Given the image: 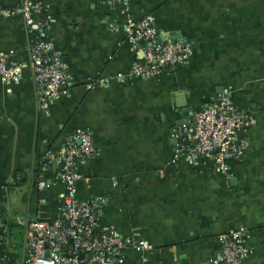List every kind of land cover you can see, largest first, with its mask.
<instances>
[{
	"label": "crops",
	"instance_id": "0c3cea01",
	"mask_svg": "<svg viewBox=\"0 0 264 264\" xmlns=\"http://www.w3.org/2000/svg\"><path fill=\"white\" fill-rule=\"evenodd\" d=\"M20 1L0 0V12ZM42 1L73 85L43 108L25 21L0 18V53L24 69L19 84L0 79V210L10 240L21 246L32 221L58 216L65 188L46 153L88 129L98 154L79 166L78 197L106 198L101 227L152 245L127 250L128 264H216L221 237L242 227L251 249L244 264H264V0ZM148 15L164 37L194 43L190 61L158 79L129 76L143 55L124 26ZM228 87L255 119L241 134L242 160L228 174L173 163L174 130ZM42 180L50 187L39 189Z\"/></svg>",
	"mask_w": 264,
	"mask_h": 264
},
{
	"label": "built area",
	"instance_id": "2783aa9c",
	"mask_svg": "<svg viewBox=\"0 0 264 264\" xmlns=\"http://www.w3.org/2000/svg\"><path fill=\"white\" fill-rule=\"evenodd\" d=\"M113 5L127 7L132 0H108ZM22 16L31 38L33 74L41 89L43 108L68 95L73 83L63 56L49 40L48 31L54 22L50 7L42 0H21L19 5L0 12V18ZM119 31L117 22L110 24ZM127 41L143 57L133 62L131 77L158 79L168 68L186 65L194 54V43L164 37L152 15L139 20L128 19L124 26ZM24 69L0 53V79L6 84H19ZM118 79H125L122 75ZM107 82L109 79L106 80ZM94 86V81L89 87ZM255 124L251 113L233 100L230 87L207 107L177 127L173 137V163L193 167L213 164L228 174L231 164L245 155L248 143L241 134ZM98 154L91 130L82 129L58 151L49 150L47 161L59 168L58 180L65 188L58 216L53 220H34L25 230L24 244L10 240V228L0 210V264H128L126 251L152 250L150 243L137 234L123 235L108 227H101V214L107 199L98 197L81 200L77 184L81 180L79 166ZM47 181L38 183L39 189L50 187ZM247 230L242 227L221 237L220 256L216 264H244L251 254L246 245ZM142 264H151L144 257Z\"/></svg>",
	"mask_w": 264,
	"mask_h": 264
},
{
	"label": "trees",
	"instance_id": "16d2710c",
	"mask_svg": "<svg viewBox=\"0 0 264 264\" xmlns=\"http://www.w3.org/2000/svg\"><path fill=\"white\" fill-rule=\"evenodd\" d=\"M14 227V226H13ZM12 230H14V229H12Z\"/></svg>",
	"mask_w": 264,
	"mask_h": 264
}]
</instances>
